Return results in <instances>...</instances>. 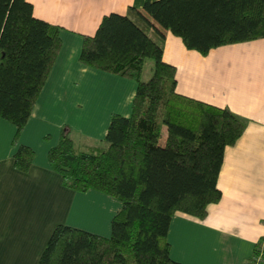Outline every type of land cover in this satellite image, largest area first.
I'll use <instances>...</instances> for the list:
<instances>
[{
    "label": "trees",
    "instance_id": "16d2710c",
    "mask_svg": "<svg viewBox=\"0 0 264 264\" xmlns=\"http://www.w3.org/2000/svg\"><path fill=\"white\" fill-rule=\"evenodd\" d=\"M58 30L34 17L26 0H0V118L16 127L14 139L59 50ZM163 31L201 55L263 38L264 0H145L140 9L103 15L94 33L82 37L81 64L135 82L130 114H112L103 138L86 149L62 127L47 160L65 187L101 191L120 207L108 237L55 225L36 264H181L168 256L171 216L202 218L206 205L218 200L223 150L245 123L226 107L174 91V67L162 60ZM145 59L150 76L142 81ZM32 157L20 145L13 165L25 171ZM258 255L264 264L262 239L245 264Z\"/></svg>",
    "mask_w": 264,
    "mask_h": 264
},
{
    "label": "crops",
    "instance_id": "0c3cea01",
    "mask_svg": "<svg viewBox=\"0 0 264 264\" xmlns=\"http://www.w3.org/2000/svg\"><path fill=\"white\" fill-rule=\"evenodd\" d=\"M26 1L34 17L59 28L60 47L15 139L16 127L0 118V264H36L57 224L109 236L120 202L95 189L65 187L47 151L64 126L74 145L86 149L103 138L112 114L129 116L135 82L83 65L78 56L82 37L94 33L103 15L140 9L145 0ZM161 45L162 60L175 70V92L226 107L245 123L223 150L218 200L202 218L171 216L168 256L181 264H245L264 241V37L201 55L163 31ZM20 145L33 151L25 171L12 160Z\"/></svg>",
    "mask_w": 264,
    "mask_h": 264
},
{
    "label": "rangeland",
    "instance_id": "374dc122",
    "mask_svg": "<svg viewBox=\"0 0 264 264\" xmlns=\"http://www.w3.org/2000/svg\"><path fill=\"white\" fill-rule=\"evenodd\" d=\"M150 66H151V60L150 59H145L144 64H143V68H142V75H141V80L142 81H146L149 78V76H150V70H149ZM78 229H80V228H78ZM81 230H83V229H81Z\"/></svg>",
    "mask_w": 264,
    "mask_h": 264
},
{
    "label": "built area",
    "instance_id": "2783aa9c",
    "mask_svg": "<svg viewBox=\"0 0 264 264\" xmlns=\"http://www.w3.org/2000/svg\"><path fill=\"white\" fill-rule=\"evenodd\" d=\"M261 262V258H260V255H258L256 258H255V262L254 264H259Z\"/></svg>",
    "mask_w": 264,
    "mask_h": 264
}]
</instances>
